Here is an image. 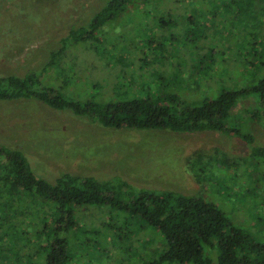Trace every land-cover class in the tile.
<instances>
[{
	"label": "rangeland",
	"instance_id": "rangeland-1",
	"mask_svg": "<svg viewBox=\"0 0 264 264\" xmlns=\"http://www.w3.org/2000/svg\"><path fill=\"white\" fill-rule=\"evenodd\" d=\"M108 1L0 0V77L39 71L61 48L60 39ZM149 42L166 50L141 53ZM96 43L57 52L48 81L64 93L101 102L183 94L182 88L208 97L221 86L247 89L264 78V0H148L106 27ZM207 46L225 50V56L210 59ZM249 99L259 101L257 95ZM254 103L227 124L250 135L247 141L208 130L107 128L37 100L0 102V144L23 152L34 174L49 183L64 173L119 177L135 190L202 198L264 244V129L248 119L247 112L257 111ZM15 198L6 193L0 203L17 207ZM75 213L80 226L70 233L71 264H145L164 249L160 235L126 213L107 206L78 207ZM8 219L32 230V218ZM10 228L2 224L0 234ZM1 239L8 241L4 234Z\"/></svg>",
	"mask_w": 264,
	"mask_h": 264
},
{
	"label": "trees",
	"instance_id": "trees-1",
	"mask_svg": "<svg viewBox=\"0 0 264 264\" xmlns=\"http://www.w3.org/2000/svg\"><path fill=\"white\" fill-rule=\"evenodd\" d=\"M147 1L109 0L90 20L71 28L60 39L61 48L50 53V59L39 71L0 77V102L37 100L75 117L88 116L93 123L107 128L176 133L208 130L251 141L250 135L241 134V130L227 124L234 122L241 111H247L254 103L250 96L257 95L259 101L254 103L257 111L247 112L248 119L257 121L264 129V78L247 89L221 86L212 97L187 95L182 88L183 94L161 91L109 102L78 98L48 81L60 52L75 44L101 43L106 27L112 26L127 10ZM148 47L140 48L141 53L152 49L153 55H157L158 51L166 50L165 45L154 46L152 42ZM205 50L210 59L225 56V50L217 51L216 47L207 46ZM186 98L190 101L186 102ZM25 156L18 149L0 144V198L7 193L19 201L17 207L0 203V228L6 223L12 227L0 234V241L2 234L8 240L0 244V264H71L70 233L79 225L76 208L88 206H107L126 213V219H139L160 235L159 238L156 234L164 249L158 254L151 253V260L145 264H212L215 258L217 264H264V244L253 241L215 205L202 198L173 191L135 190L119 177L98 180L91 175L64 173L49 183L34 174ZM24 200L36 209L22 204ZM18 215L24 217L23 223L32 218L31 231L27 227L21 229L19 222L16 225L9 222V216ZM31 248L35 252L31 253Z\"/></svg>",
	"mask_w": 264,
	"mask_h": 264
}]
</instances>
